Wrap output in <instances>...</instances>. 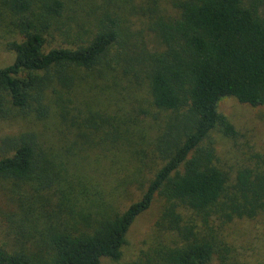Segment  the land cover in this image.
<instances>
[{"label": "trees", "instance_id": "obj_1", "mask_svg": "<svg viewBox=\"0 0 264 264\" xmlns=\"http://www.w3.org/2000/svg\"><path fill=\"white\" fill-rule=\"evenodd\" d=\"M148 4L147 25L160 43L154 52L139 49L142 38L130 41L131 25L118 13L105 12L89 39L67 43L64 35L70 28L60 24L66 0H0L18 36L8 43L16 54L14 63L0 68L1 119L35 115L48 120L53 113L48 96L56 94V86L72 90L76 69L134 73L137 84L148 85L150 107L157 112V128L150 134L144 126L131 127L137 135L113 127L123 136V182L101 190L73 164L43 152L49 130L3 140L0 179L28 188L15 191L20 213L13 230L19 244L14 250L0 246V264L119 261L132 226L157 196L168 205L159 225L183 241L143 253L133 264H212L213 241L184 227L178 208L206 216L225 213L229 220L264 214V176L251 168L241 171L230 199V177L214 164L211 138L215 131L229 138L237 135L218 111L222 99L264 106V0H174L173 13L159 0ZM136 9L141 11L133 12L136 16L146 15L145 8ZM57 40L63 43L52 46ZM115 86L123 95L124 89ZM57 102V113L68 120L64 98L58 96ZM105 123L97 120L94 129L107 127ZM133 162H152L157 170L141 198L118 213L122 194L134 184L124 178L138 182V174L142 176ZM34 183L38 186L31 189Z\"/></svg>", "mask_w": 264, "mask_h": 264}, {"label": "rangeland", "instance_id": "obj_2", "mask_svg": "<svg viewBox=\"0 0 264 264\" xmlns=\"http://www.w3.org/2000/svg\"><path fill=\"white\" fill-rule=\"evenodd\" d=\"M151 1L66 0L67 13L60 24L69 27L70 31L64 38L67 43L75 38L89 39L96 32L99 19L105 12L111 11L118 13L125 24L131 25L132 29L128 34L130 41L142 38L138 43H141L139 49L154 52L160 43L154 32L148 28L150 12L145 11ZM173 1L159 0L161 7L169 13L175 11L172 8ZM136 7L145 8L143 12L146 15L138 17L137 13L133 14L135 11L141 12ZM13 28L11 18L1 7L0 68L12 65L16 58V54L8 48L9 42L18 39ZM62 43L61 40H57L52 46H59ZM133 47L138 49L137 44ZM131 53L132 50L129 51V55ZM108 69H97L92 72L76 69L74 71L76 84L72 90L66 91L56 86V94L48 96L53 113L46 121H40L35 115L0 118V146L8 137L47 129L50 132L44 134L46 140L42 142V150L48 157L54 161L65 160L73 164L76 171L87 177L93 188L101 190L115 186L116 182H123L125 168L122 153L125 149L119 148L123 136L113 132V127L137 135L139 131L131 127L144 126V130L150 134L157 128L155 121L157 112L150 107L149 88L145 81L143 85H139L134 73ZM117 84L124 89L121 96L118 87L115 86ZM58 96L64 98L63 106L70 111L68 120L61 118L57 113ZM218 111L229 120L237 132L235 137L229 138L215 131L211 137L215 148L214 164L228 173L230 177L228 197L233 199L236 195L234 186L241 171L251 168L264 176V106L253 107L228 97L219 102ZM99 119L106 120L104 126L107 127L95 130V122ZM4 155L0 152V157ZM133 163L138 171L140 169L142 176L139 173L136 182L128 173L126 174L130 178L128 180L124 178L125 182L134 184L122 194L117 208L118 213L141 198L143 188H147L149 180L154 177L157 170V165L152 162L142 166L138 162ZM18 184L0 179V246L7 250L17 249L19 244L16 243L18 238L13 230L20 213L15 191L22 193L27 186ZM32 185L31 189L38 186L35 183ZM128 186L130 185L127 184ZM237 199L241 201L242 197L239 196ZM167 206L165 199L157 196L151 208L140 215L132 226L122 258L119 261L103 259L100 264H133L143 253L166 247H178L183 239L179 241L178 235H175L168 226L159 225ZM176 213L181 216L184 227L188 226L194 233L213 241L215 255L212 264H264V214L253 218L235 217L229 220L228 214L225 213L220 215L211 213L206 216L184 207L178 208Z\"/></svg>", "mask_w": 264, "mask_h": 264}]
</instances>
